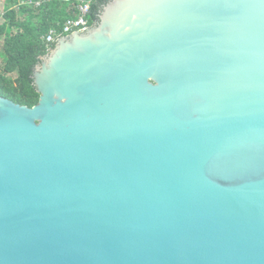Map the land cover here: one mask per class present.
<instances>
[{"label": "water", "instance_id": "95a60500", "mask_svg": "<svg viewBox=\"0 0 264 264\" xmlns=\"http://www.w3.org/2000/svg\"><path fill=\"white\" fill-rule=\"evenodd\" d=\"M0 96V264H264V0H111Z\"/></svg>", "mask_w": 264, "mask_h": 264}, {"label": "trees", "instance_id": "16d2710c", "mask_svg": "<svg viewBox=\"0 0 264 264\" xmlns=\"http://www.w3.org/2000/svg\"><path fill=\"white\" fill-rule=\"evenodd\" d=\"M111 0H0V96L32 107L40 93L34 72L41 57L50 50L46 35L62 32L67 19L79 13L81 4L89 3L86 15L90 26L96 24ZM53 49L56 42L50 44Z\"/></svg>", "mask_w": 264, "mask_h": 264}, {"label": "built area", "instance_id": "2783aa9c", "mask_svg": "<svg viewBox=\"0 0 264 264\" xmlns=\"http://www.w3.org/2000/svg\"><path fill=\"white\" fill-rule=\"evenodd\" d=\"M79 8V13L76 17L66 20L62 32H57V34L55 35L56 32L51 31L46 35V43L49 47V50H52L50 44L56 42L58 37L69 35L75 31H85L86 29L90 28V25L86 18V15L90 9L89 3L81 4Z\"/></svg>", "mask_w": 264, "mask_h": 264}, {"label": "rangeland", "instance_id": "374dc122", "mask_svg": "<svg viewBox=\"0 0 264 264\" xmlns=\"http://www.w3.org/2000/svg\"><path fill=\"white\" fill-rule=\"evenodd\" d=\"M2 9H3V4L0 3V10H2ZM3 42H4V40L3 39H0V49L2 48Z\"/></svg>", "mask_w": 264, "mask_h": 264}, {"label": "clouds", "instance_id": "9594fccd", "mask_svg": "<svg viewBox=\"0 0 264 264\" xmlns=\"http://www.w3.org/2000/svg\"><path fill=\"white\" fill-rule=\"evenodd\" d=\"M93 26V25H92ZM92 26H90V28L92 27ZM70 35V34H69ZM66 36V35H65Z\"/></svg>", "mask_w": 264, "mask_h": 264}]
</instances>
